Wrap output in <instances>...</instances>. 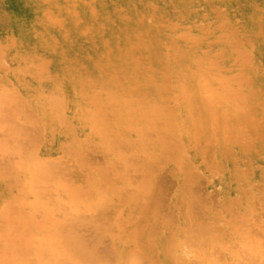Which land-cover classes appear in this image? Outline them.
<instances>
[{
  "label": "bare ground",
  "instance_id": "1",
  "mask_svg": "<svg viewBox=\"0 0 264 264\" xmlns=\"http://www.w3.org/2000/svg\"><path fill=\"white\" fill-rule=\"evenodd\" d=\"M208 1L213 6L200 9L198 0H0V129L5 133L4 140L0 142V147L6 149L11 146L12 148L13 145L17 144L16 147L13 146V151L20 157L18 161L10 160L6 165L3 166L4 162L2 164L3 167L0 169V203L9 199L17 200L16 196H25L26 192L23 191V185L27 181V172H29L30 183L28 186L25 185L29 190L28 192L31 194L45 193L49 196L50 203L46 204L48 207L44 205L46 208L43 211V217L49 216L52 222H55L52 216L56 217L54 214L59 212L62 213L63 219H61V215L57 218L66 221V223L61 221L60 224L56 222V231L51 233V236L42 239L44 228L29 227L27 220H23L20 226H27L28 230L30 228V232L26 230L28 234L23 232L25 233L24 240L26 234L28 235L27 239L23 242V235L20 237L18 234L19 239L15 238L18 242L13 246L9 245L13 240L9 243L11 238L10 240L7 239L9 241L6 249L9 250V253L11 249H14L11 252L13 256L8 255L5 257L6 259L0 257L1 264H109L105 256L106 248L102 250V246H100V250L98 247L103 243L104 238L102 237L105 234L110 235V232L112 234L116 232L115 229L113 230L115 227L119 228V235L114 236L113 234V241H111L114 242L112 243L113 247L110 246V243L109 248L110 250L115 249L116 245L125 247V251L123 250L121 253H116L113 250L116 255L118 254L117 264H202L199 262V254L196 255L199 259L198 262L185 259L182 254L186 252L181 254L182 247L179 246L180 250L175 248L176 242H172L174 244L172 250L170 249L173 247L172 245L169 248L167 245L168 249H165V244L168 243L158 244L160 245V254L167 251L166 254L172 257L168 262L167 260L164 262L166 257H162L161 261L159 259L155 261V257L153 259L149 253V250H152L151 247H155L150 246L154 244L152 242L154 239L150 241V237L157 232L154 224L152 225L154 221L150 220L151 215L155 216L153 215L155 212L151 214V206L144 202V198L148 196L150 191L152 193L154 190L153 188H151L152 190L149 189L152 185L147 180L141 183L138 189L142 193L139 192L133 200H130L131 203H129L127 210L122 211L123 208H121L119 210L122 212L119 215L114 212L110 214L111 217L108 215L113 210L110 211L109 209V212L104 211L100 214L101 218L97 216L101 220L96 221L98 218L89 219L82 214V211L90 210L96 205L106 207L109 199L106 200L102 195L100 198L98 196L99 201L96 200V202L86 199L83 196L84 193H78L76 190V186L83 182L80 180L78 185H74L77 180L74 181V184L73 182L72 184L66 182L64 178L65 175H69L68 167H65L61 161L54 162L53 158L52 161L51 155L46 154L55 149L64 151L68 142L72 141L75 133L81 129L89 131L90 134L100 140L107 141L111 145V150L122 152L127 147L124 139L131 137L135 130H140L143 134V141L141 143L131 141V144L127 141L128 146L143 152L159 150L162 163L165 158L171 157L170 161L175 159L179 169L181 168V178L186 190L188 176L193 175L196 168L203 171L205 167H210L215 173L216 171L220 173L224 166L229 167L236 164L234 159L236 155L260 156L263 154L264 122L261 124L257 116L264 112V0H225L228 5L234 1L237 2L238 7L236 9L235 6V10H244L245 17L238 22L237 26H233L234 31L229 30V33L218 32V35L212 38L202 34L212 22H208L209 18H212L216 13L214 5L217 0ZM217 13L220 15L222 12ZM242 16L244 15L242 14ZM225 21L227 27V20L221 19L220 24L223 26ZM208 31L210 32V30ZM253 37L262 45L259 51L251 53V50L249 51L244 47L245 43L242 42L251 41ZM239 39L242 40L243 48L251 53L248 58H244L245 55L242 56L237 51L239 56L236 57L241 56V60L244 62L249 61V58L252 60L246 67L247 69L244 68L245 70L240 66L244 62L242 64H238L241 62H234L236 57L235 54L233 55V46ZM148 57L153 61L149 63ZM221 57H224L225 61L228 62L226 65L223 64L224 59L221 60ZM232 72L236 73L232 74ZM227 100L231 101L233 108L229 106L230 103L228 104L229 101ZM244 100L252 103L251 105L254 107L244 109L242 106V103H245ZM138 118L142 121L140 127L135 125L139 122ZM262 120L264 121V118ZM148 130L155 132V138H151V132ZM49 136L51 139L48 150L41 152L42 141L45 140L44 143H46ZM69 147L67 146V148ZM129 149L127 148V150ZM117 151L116 153H118ZM190 158L194 160V163H189ZM84 162L91 164L94 159L86 155ZM157 162L153 159L147 163L145 161L141 168L154 169L160 164ZM249 163L251 164V162ZM236 168H234V172H237L235 171ZM121 170L123 169H119V171ZM244 170L248 171L247 168H243V172ZM82 171L85 172V170ZM106 171L105 178L109 173ZM160 172H162L161 169ZM197 176L200 180L198 177L194 178L197 179L195 182L202 181L201 176ZM232 176L230 185H235L236 190L238 187L244 193L242 179L236 177L235 174ZM243 176H245L244 173ZM192 177H196V173ZM113 178L115 177L113 176ZM149 179L151 178L149 177ZM159 180L164 193L168 194L169 188L166 191L165 181L167 182L169 179L164 180L160 177ZM244 180H246L245 177ZM62 181H65L64 184ZM106 181L109 182L110 179L107 178ZM153 185H155L154 182ZM168 186L172 185L168 184ZM129 188L133 189L130 186ZM57 189H60L61 192L64 190L67 197L65 195L63 197L67 199L69 206L71 204L73 207H78L75 209V215H69L66 200L63 201L54 196L61 193L57 192ZM53 190H56V194L52 193ZM114 190V187L110 188L113 194L116 191ZM201 192L205 191L202 190ZM201 192L199 196H201ZM130 193H133L132 190ZM188 194L190 198V193ZM153 197L155 198V196ZM125 199L129 198L126 197ZM125 199L123 202H128ZM187 200L184 199L183 202L185 203ZM204 200H200V202L203 203ZM147 201L150 202V199ZM155 202L158 203L156 200ZM206 202L208 205L211 201ZM26 203L28 204V202ZM238 203L240 202L238 201ZM10 205V210L14 211V214L16 213L14 219H23V214H20L22 206L20 208L17 204ZM191 205L194 204L191 203ZM171 209L172 211L175 210L173 206ZM236 210L234 209V211ZM93 212H96V209ZM205 212L206 210L203 213ZM230 215L229 221L232 216ZM160 216L162 215L160 214ZM202 216L204 215L202 214ZM207 216L203 221H197L199 229L196 226L197 229L195 230H199V235L203 233L204 235L207 234L210 239H216L217 242L213 246L214 252L207 255L216 258L215 253L223 254L222 252L235 245V242L233 243L231 240L236 239L237 236L226 237L227 231H217L218 224L216 227L213 224V228H211L212 223L209 222L211 227H208V221H205ZM263 216L257 215L254 218L252 215L249 217L236 215L232 218L230 221L231 231L243 230L247 235L243 234L242 240L250 239V243L245 244L249 248L242 255V260L239 261L238 259L236 262V259L233 260L230 257L235 263L226 260L229 262L228 264H264ZM157 219L159 218L157 217ZM193 220L192 222H194ZM148 221H151V227L149 229L142 228L144 222ZM89 222L96 226V236L93 235L95 237L93 241H88L90 238H87L88 236L85 238L84 234H80L82 229H78V227L80 228ZM164 223L167 222L164 221ZM236 226L239 230L235 228ZM17 227L21 231L19 225L14 228ZM177 228L175 225L174 229ZM17 232L18 230L15 234ZM177 233L176 235H179ZM89 234L91 235L92 231ZM203 234L201 235L203 236ZM40 235L42 236L40 237ZM109 237L111 238V236ZM108 239L104 240L106 242L104 244L107 245ZM157 242L159 241H155V243ZM210 249L212 250V247ZM185 250L188 251V248L186 247ZM101 254H105L104 257ZM239 254L241 253L239 252ZM111 256L110 259L113 258ZM142 256H147V258L144 259L143 257V260ZM209 257L208 262L211 261H209ZM114 258L117 259L116 256Z\"/></svg>",
  "mask_w": 264,
  "mask_h": 264
},
{
  "label": "rangeland",
  "instance_id": "2",
  "mask_svg": "<svg viewBox=\"0 0 264 264\" xmlns=\"http://www.w3.org/2000/svg\"><path fill=\"white\" fill-rule=\"evenodd\" d=\"M222 1V2H221ZM198 3H199V5L198 6H201V7H199L200 9H206V8H208V7H210V6H213V5H211L210 4V2L208 1V0H198ZM222 3V4H221ZM204 4H206L205 6H203ZM238 3L237 2H231V3H229V5L228 4H226L225 3V0H217V2L215 3V5H214V9H215V12L216 13H214V15L212 16V18L210 17L209 18V23H210V21H212L211 23H210V25H208L205 29H204V31H203V35L205 36V37H208V38H212V37H216L217 35H218V32L219 33H222V32H226V33H229L230 31L229 30H233L234 31V29H232L233 28V26L235 27V26H237V24H238V22L240 21V20H243L244 19V17H245V12H244V10H242V9H239V10H235V6H236V9H237V7H238V5H237ZM231 6V7H230ZM206 7V8H205ZM234 7V8H233ZM219 8H220V10H219ZM221 8H225L224 10L222 9V11H221ZM230 8H231V10H230ZM217 10H219V11H217ZM241 10H242V12H241ZM235 11V12H234ZM240 11V12H239ZM217 12H222V13H220V15H219V13H217ZM239 12V13H238ZM217 14V15H216ZM230 14V15H229ZM242 14L244 15V16H242ZM215 16V17H214ZM230 16V17H229ZM234 16H236V17H234ZM222 17V18H221ZM237 17L239 18L238 20H237ZM231 18V19H230ZM214 19V20H213ZM221 19H223V20H227V27H226V21L224 22V24H223V26H222V24H220V22H221ZM229 20V21H228ZM233 20H234V22H233ZM236 20V21H235ZM218 21V22H217ZM229 22H231L230 24H229ZM233 22V23H232ZM218 23V24H217ZM215 24V25H214ZM229 24V25H228ZM212 25V26H211ZM230 26H232V27H230ZM210 28V29H209ZM213 28V29H212ZM229 28V29H228ZM210 30V32L208 31V30ZM215 29V30H214ZM225 29V30H224ZM228 29V30H227ZM222 30V31H221ZM207 31V32H206ZM229 31V32H228ZM232 31V32H233ZM206 34V35H205ZM214 34H216V35H214ZM224 34V33H223ZM252 36H253V33H252ZM237 41V40H236ZM241 41L242 40H238L237 41V43H238V45H237V43H236V45L234 44V46H233V55L236 57V56H239V55H237V53L239 52V54L241 53L242 54V56L243 55H245L244 56V58H248L249 57V55L252 53V52H257V51H259V49L261 48V45H262V43H260V42H258L254 37H253V39L251 40V41H244V42H242L243 44L245 43V46L244 47H246L250 52H247L248 50L246 49V48H243V44L241 43ZM239 42H240V44H242V45H240L239 44ZM252 43V44H251ZM254 43V44H253ZM256 43V44H255ZM240 45V46H239ZM256 45V46H255ZM260 46V47H259ZM241 48V50H240V48ZM252 47V48H251ZM244 50V53H242L243 52V50ZM256 49V50H255ZM236 51V52H235ZM238 51V52H237ZM240 51H242V52H240ZM247 52V53H246ZM240 54V55H241ZM241 57V56H240ZM240 57H236L235 59L236 60H234V62L235 63H238V62H241V63H238V64H242L243 62H244V60H241L242 59V57L240 58ZM224 59V57H221V60H223ZM249 61H247V62H249V63H247V62H244V64H245V66L243 67V65H240V66H242V69H244V68H246L247 66H249L248 64H250L251 63V61L252 60H250V58L248 59ZM147 61L150 63V61H153V59H150V57H148V59H147ZM228 62L227 61H225V59L223 60V64H227ZM247 69V68H246ZM245 70V69H244ZM234 73H236V72H232V74H234ZM227 101H229V100H227ZM245 101V103H242V106L244 107V109H246V108H248V109H252L254 106H252L251 104L252 103H250L249 101H246V100H244ZM243 101V102H244ZM230 103V104H229ZM247 103V104H246ZM228 104H229V106L230 107H232V103H231V101H229L228 102ZM250 107H249V106ZM241 106V107H242ZM233 108V107H232ZM31 110V109H30ZM262 115V116H261ZM264 112L263 113H260L259 114V116H257V117H259V119H260V122H261V124L264 122L262 119L264 118ZM261 116V117H260ZM139 119V122L138 123H136L135 125H138L139 127L141 126V124H142V121H141V119L140 118H138ZM262 120V121H261ZM264 124V123H263ZM149 132H151V138L152 137H154L155 138V132L154 131H150V130H148ZM154 132V133H153ZM4 131L2 130L1 131V129H0V142L2 141V140H4L3 138H4ZM78 134H79V136H78ZM142 132H140V130H135L133 133H132V135H131V137H129L128 139H124L125 141H126V145H127V147H126V149H124V150H122V152H118L117 150H115V151H113V150H111L110 149V144L109 143H107V141H103V140H100V139H98V138H96L94 135H92V134H90V132L89 131H86V130H84L83 131V129H81V130H79L78 132H76L75 133V137H74V139L72 140V141H69L68 142V145H66L65 146V149H64V151H62V150H60V149H55V150H53V151H49L50 153L49 154H46V155H51V157L50 156H48V157H50V159L53 161V159H54V162H56V161H61L62 163H64L65 165V167H68V172H69V175H65V178L64 177H62V178H64V180H66V182L68 181L69 183H71L72 184V182H73V184L75 183L74 181H76V183L74 184V185H78L79 183H80V180H81V182H83L82 184H79L78 186H76L77 188H76V190L78 191V193L79 192H81L82 194H83V196L86 198V199H88V200H93V201H95L96 202V200H98L99 201V198H100V196L102 195L103 197H105L106 198V200L107 199H109L107 202V204H106V207H104V206H101L102 207V209H101V207H100V205H96V206H93L90 210H83L82 211V214L83 215H85L87 218H89V219H97L98 217L99 218H101V213L102 212H104V211H108L109 212V209H110V211L111 210H113V212L111 213V212H109V215L108 216H111L110 214H113L114 212H116V215H119L122 211H125V210H127V208H128V206H129V203H131L130 202V200H133L135 197H136V195L140 192V194L142 193L138 188L141 186V183H143L144 181H148L149 182V184L150 185H152L149 189L150 190H152L151 188H153L154 190H153V194L152 193H150L149 192V194H148V196H146L144 199V202L145 203H148L150 206H151V214H153L154 212V214L153 215H155V216H152L151 215V221L153 222L152 223V225L153 226H155L156 227V232L157 233H154V235L152 234L151 235V239H150V241H152L153 239L155 240V241H159V242H157V243H155V241L153 240L152 242L154 243V244H152V245H150V246H155V247H151V249L152 250H149V253L151 254V256L153 257V259H154V257H155V261L156 260H160L161 261V259H162V257H166V259H164V262L167 260V262L170 260V259H172V257H170V256H168L169 254H166L167 253V251H165V252H163L162 254H160L159 253V250H160V245H158V244H163L164 245V242L165 243H168V244H165V249H168L169 248V246L171 247V245L173 246L174 244L173 243H175L176 244V246H175V248H178L179 250L181 249L180 247H182V251L180 250V253L182 254V252H186L185 254H182V256H184L185 257V259H191V260H195L196 262H198V260H199V262H201L202 264H204L205 262L207 263L208 262V257L209 256H207L209 253H213L214 252V249H213V246L215 245V243L217 242L216 241V239L214 240V239H210L209 238V236L206 234V235H204L203 233H201V234H203V236L201 235H199L198 233V231L197 230H195V229H197L198 228V222L199 221H203L204 220V218H205V216H207L206 217V219H205V221L207 220L208 221V227H211V225H212V227L211 228H213V224H214V227H216V224H218L219 226V228L217 227L216 229H217V231L218 230H220V231H227V235H226V237H230V236H234V235H236L237 237H236V239H233V240H231V242H235V245L232 247V248H230V249H228V250H226L225 252H222L223 254H221V253H215V255L214 256H216V258H214V257H209V261L211 262V264H213V262H216V264H228L229 262H232V263H235L233 260H235L236 262L238 261V259H239V261L240 260H242V255L245 253V251L249 248V246H246L245 244L246 243H250V239H244V240H242V238L241 237H243L242 235L244 234V235H247V233L246 232H244L243 230H239V229H237V226L235 227L237 230H239V231H236L235 230V232H232L231 231V226H230V224H231V220H232V218H234L236 215H242L243 217H249L250 215H252V217H256L257 215L258 216H263L264 215V153L263 154H260V156L259 155H257V156H253V155H236V158H234L235 159V165H236V167H238V168H236L235 167V165L234 166H229V167H226V166H224V168H222V170H221V172L220 173H218L217 171H216V173H215V171L214 170H212V169H210V167H205V169L202 171L200 168H196L195 169V171H194V173H196V177H192V176H194V173L193 172H191L190 171V173H193V175L192 174H190L189 176H188V181H187V190L184 188V182H183V180H182V178H181V168L179 169V167H178V165H177V163H176V161H175V159H171V161H170V158L171 157H169V158H165V159H163L162 161H163V163H165L164 165H163V163L161 162V159H160V157H159V150H152V151H149V152H143V151H141V150H138V149H133V148H131V147H129L128 146V142H129V144H131V141H133L134 143H141L142 141H143V139H142ZM153 135V136H152ZM141 140H140V139ZM50 139H51V137L49 136L48 137V141L46 142V143H44V141L45 140H43L42 141V144H41V152L42 151H46L47 152V150H48V145H49V143H50ZM117 140H119L118 138H117ZM128 141V142H127ZM123 142V141H122ZM70 143V144H69ZM77 143H78V145H80L81 147H79L78 145H77ZM103 145H104V147H103ZM13 146H17V144H15V145H13ZM12 146V148H11V146L10 147H8V148H6V149H2L1 147H0V169H1V167H3L4 165H6L10 160H17L18 161V159L20 158L19 157V155H17V154H15L14 153V151H13V149H14V147ZM67 146H70L69 148H67ZM84 146H85V148H84ZM72 147H73V149H72ZM92 148V150L94 151H92L91 150V148ZM103 147V148H102ZM107 148H108V150H107ZM127 148L129 149V150H127ZM11 149V150H10ZM87 149V150H86ZM233 149H235V147H233ZM79 152V154L81 155V153H82V155L80 156L79 154H78V152ZM90 150H91V152H90ZM6 151V152H5ZM89 151V152H88ZM116 151L118 152V153H116ZM87 152V153H86ZM142 152V153H141ZM154 152V153H153ZM85 153V154H84ZM90 153V154H89ZM138 153H139V155H138ZM152 153V154H151ZM95 154V155H94ZM127 154V155H126ZM135 154V155H134ZM150 154V155H149ZM8 155H9V157H8ZM86 155L87 156H91L93 159H94V162H92L91 164L90 163H85L84 162V158L86 157ZM102 155V156H101ZM17 156V157H16ZM130 156V157H129ZM136 156V157H135ZM152 156V158H150ZM234 156V155H233ZM14 157V158H13ZM98 157V158H97ZM139 159H138V158ZM142 157V158H141ZM145 157V158H144ZM159 159H158V158ZM53 158V159H52ZM130 158V159H129ZM135 158V159H134ZM221 158V157H220ZM8 159V160H7ZM96 159H97V161H96ZM137 159V160H136ZM156 160V161H158L157 162V164L158 163H160V164H158L154 169H149V168H141V166L145 163V161H146V163L148 162V161H150V160ZM158 159V160H157ZM238 159V160H237ZM240 159V160H239ZM187 160H188V158H187ZM244 160V161H243ZM245 160H246V162H245ZM250 160V161H249ZM256 160H257V162H256ZM96 161V162H95ZM138 161V162H137ZM170 161V162H169ZM254 161V162H253ZM3 162H4V164H3ZM113 162V163H112ZM174 162V163H173ZM188 162V161H187ZM249 162H251V164L249 163ZM79 163V164H78ZM83 163V164H82ZM99 163H100V165H99ZM162 163V164H161ZM189 163L190 164H192V163H194V160L192 159V158H190V160H189ZM253 163V164H252ZM2 164H3V166H2ZM70 164V165H69ZM125 166H124V165ZM258 164V165H257ZM91 165H93V166H91ZM118 165V166H117ZM160 165V166H159ZM163 165V166H162ZM172 165V166H171ZM176 165V166H175ZM253 165V166H252ZM77 166H79V167H77ZM100 166V167H99ZM116 166V167H115ZM122 166H124V167H122ZM132 166V167H131ZM77 167V168H76ZM115 167V168H114ZM136 167V168H135ZM172 167H173V169H172ZM86 168V169H85ZM158 168H160L161 169V171L162 172H160V169H158ZM165 168V169H164ZM234 168H236L235 169V171H237V172H234ZM243 168H247V172L244 170V172H243ZM253 168V169H252ZM90 169V170H89ZM107 171H106V170ZM119 169H123V170H121V171H119ZM171 169V170H170ZM178 169V170H177ZM242 169V171H240ZM256 169V170H255ZM70 170V171H69ZM72 170V171H71ZM76 170H78V171H76ZM82 170H85V172L84 171H82ZM88 171V174H87V171ZM113 170V171H112ZM115 170H117V172H115ZM132 170V171H131ZM140 170H142L141 172H139ZM191 170V169H190ZM207 170V171H206ZM211 170V171H210ZM250 170V171H249ZM254 170V172H252ZM105 171L106 172H109L108 173V175H107V177L105 178V176H106V174L107 173H105ZM112 171V172H111ZM136 171H138V172H136ZM156 171V172H155ZM179 171V172H178ZM201 171V172H200ZM214 171V173L212 174V172ZM1 172V171H0ZM75 174H74V173ZM104 173V174H102V173ZM111 172V173H110ZM153 172H154V174H153ZM157 172H159V174H157ZM241 172H242V175L240 176V174H241ZM256 172V173H255ZM71 173V174H70ZM79 173V174H78ZM83 173H84V175L86 176V178H85V176L83 175ZM128 173V174H127ZM133 173V174H132ZM139 173H140V175H139ZM147 173V174H146ZM218 173V174H217ZM239 173V175H237ZM243 173H244V175L245 176H243ZM110 174V175H109ZM132 174V175H131ZM136 174V175H135ZM142 174V175H141ZM150 174H152L151 176H150ZM157 174V175H156ZM235 174V176L237 177H240L241 179H242V182H243V190H244V193H245V191H246V194L244 195V193H242V191H240L239 190V188L237 187V190H236V187H235V185H230V179L233 177L232 175H234ZM27 181H26V183L23 185L24 186V189H23V191L25 190V192H26V194H25V196H16L15 198L17 199V200H14V199H9L8 201H5L4 203H0V218L2 219H0L1 221H0V257L2 258L3 257V259H6L5 257H8V255L9 256H13L12 255V253L11 252H13L14 251V249H11V251H10V253H9V250H7L6 249V246L8 245V241L10 240V238H11V241H9V243L10 242H12V240H13V242L12 243H10L9 245H15V243L16 242H18L17 240H15V238H18L17 237V235L18 236H22L23 235V237H22V240H23V242H25V240L27 239V232H30V228H29V230H28V228H27V226H20V224H21V222L23 221V220H27V223H28V225H29V227H32V228H34V227H36V226H38V227H43L44 228V232L42 233V235H44V236H42V235H40V237L43 239H45L46 237H49V235L51 236V233H53V232H55L56 231V227H55V225H56V222H58L59 224L61 223V219H63V217H62V213H59V212H56L54 215L56 216V217H54V216H52V218H53V220L55 221V222H52V219L51 218H49V216H47V217H43L44 216V214H43V211H44V209L46 208V207H48L47 205H48V203H50L49 202V200H48V197L49 196H47V195H45V193L43 194V193H37V194H31V193H29L28 191V188H26L25 187V185L26 186H28V184L30 183L29 182V180H30V178H29V176H30V174H29V172H27ZM71 175V176H70ZM88 175V176H87ZM115 177V178H113V176ZM128 175V176H127ZM197 175H200L201 176V180L202 181H197V182H195V180H197V179H194V178H197L198 177V180H200L199 179V176H197ZM227 177H226V176ZM104 176V177H103ZM142 176V177H141ZM151 178V179H149V177ZM231 176V177H230ZM256 176V177H255ZM259 176V177H258ZM75 177V178H74ZM84 177V178H83ZM97 177V178H96ZM125 177V178H124ZM126 177H128V178H126ZM158 177V178H157ZM161 177V179H164V180H167V179H169V180H167V182H169V183H167L166 181H165V184H166V191H168L167 189L169 188V192H168V194L167 193H164V191H163V189H162V187L160 186V180H159V178ZM244 177H245V179L247 180H244ZM78 178V179H77ZM88 178V179H87ZM99 178V179H98ZM108 178V180L110 179V181L108 182V181H106V179ZM156 178V179H155ZM251 178V179H250ZM68 179V180H67ZM193 179H194V182H193ZM215 179V180H214ZM248 179H250V180H248ZM63 180V179H62ZM79 180V181H78ZM86 180H87V182H86ZM118 180V181H117ZM129 180H131L130 181V183H129ZM132 180H133V182H132ZM155 180V181H154ZM157 180V181H156ZM192 180V181H191ZM262 180V181H261ZM91 181V182H90ZM154 182V184L155 185H153V182ZM227 181V182H226ZM249 181V182H248ZM65 182V181H64ZM64 182L62 181V183L64 184ZM79 182V183H78ZM93 182V183H92ZM95 182V183H94ZM108 182V183H107ZM139 182V183H138ZM152 182V183H151ZM192 183V185H191V183ZM224 182V183H223ZM113 183V184H112ZM115 183V184H114ZM131 183H134V184H131ZM194 183V184H193ZM90 184V185H89ZM108 185L107 187H106V185ZM162 184V183H161ZM168 184H170V185H172V186H168ZM190 185V187H189V185ZM226 184V185H225ZM247 184V185H246ZM84 185V186H83ZM87 185V186H86ZM89 185V186H88ZM112 185V186H111ZM195 185V186H194ZM202 185V186H201ZM204 185V186H203ZM220 185V186H219ZM228 185V186H227ZM258 185V186H257ZM116 186H118V187H116ZM121 186V187H120ZM129 186L130 187H132L133 189H131V188H129ZM138 186V187H137ZM199 186H201V187H199ZM219 186V187H218ZM255 186V187H254ZM92 187V188H91ZM106 187V188H105ZM111 187H114L115 188V192H114V194L113 193H111V191H110V188ZM120 187V188H119ZM189 187V188H188ZM204 187V188H203ZM85 189V191H84V189ZM86 188H88V189H86ZM98 188H99V190H98ZM101 188V189H100ZM122 188V189H121ZM125 188V189H124ZM195 188V189H194ZM226 188V189H225ZM228 188V189H227ZM245 188V189H244ZM249 188V189H248ZM135 189V190H134ZM158 189V190H157ZM171 189V190H170ZM191 189V190H190ZM194 189V190H193ZM200 189V190H199ZM218 189V190H217ZM246 189H248V190H246ZM252 189V190H251ZM59 190V191H58ZM83 190V191H82ZM94 190V191H93ZM102 190V191H101ZM107 190V191H106ZM125 190V191H124ZM132 190V192L133 193H130L129 194V192ZM161 190V191H160ZM177 190H178V192H177ZM190 190V191H189ZM201 192L202 190L203 191H205V192H201V196H199L200 195V192ZM226 190H227V192H226ZM228 190H231V191H228ZM63 192H61L60 191V189H57V192H61L60 194H58L57 193V195H54L55 197H59L60 199H62L63 201L64 200H66L65 202H66V204H67V208H69L67 211L70 213L69 215H75V213H76V211H75V209H77L76 207H73L71 204H70V206H69V203H67V199L66 198H64L65 196H66V194H65V192H64V190H62ZM106 191V192H105ZM127 191V192H126ZM134 191H135V193H134ZM158 191V192H157ZM165 191V192H166ZM97 192V193H96ZM105 192V193H104ZM121 192V193H120ZM157 192V193H156ZM162 192V193H161ZM171 192V193H170ZM197 192V193H196ZM198 192H199V194H198ZM218 192V193H217ZM231 192V193H230ZM233 192V193H232ZM52 193H54V194H56V190H53L52 191ZM102 193V194H101ZM128 193V194H127ZM160 193V194H159ZM185 193V194H184ZM188 193H190V198H189V194ZM191 193H193V194H191ZM206 193H208V194H206ZM226 193V194H225ZM228 193V194H227ZM29 194V195H28ZM39 194V195H38ZM97 194H100V195H97ZM105 194H107V195H105ZM113 194V195H112ZM120 196H119V195ZM125 194V195H124ZM134 194V195H133ZM172 194H173V196H172ZM195 194V195H194ZM197 194V195H196ZM32 195V196H31ZM65 195V196H64ZM116 195H118V196H116ZM127 195V196H126ZM130 195V196H129ZM182 196V198H181V196ZM64 196V197H63ZM86 196H88V197H86ZM98 196H99V198H98ZM108 196V197H107ZM114 196V197H113ZM127 198H129V199H125L126 197ZM133 196V197H132ZM153 196H155V198L153 197ZM165 196V197H164ZM166 196H168V197H166ZM205 196V197H204ZM223 196V197H222ZM245 196H246V198H245ZM40 197V198H39ZM43 197V198H42ZM67 197V196H66ZM116 197V198H115ZM164 197V198H163ZM193 197V198H192ZM221 197V198H220ZM227 197V198H226ZM239 197V198H238ZM18 198H20V199H18ZM120 200H119V199ZM125 199V201H128V202H123L124 200L123 199ZM163 198V199H162ZM166 198V199H165ZM168 198V199H167ZM171 198V199H170ZM173 198V199H172ZM204 198H205V200H204ZM211 198V199H210ZM215 198V199H214ZM232 198V199H231ZM236 198V200H234ZM237 198L239 199L238 201L240 202V203H238V201H237ZM245 198V199H244ZM114 199V200H113ZM122 199V200H121ZM148 199H150V202H146V200H148ZM158 202V203H156L155 202V200ZM159 199V200H158ZM180 199H182L181 201H180ZM184 199L185 200H187V201H190L191 199H192V201H190V202H187V201H185V203L183 202L184 201ZM194 199V200H193ZM208 199H210V200H208ZM224 199V200H223ZM232 201H231V200ZM24 200H26V201H24ZM165 200V201H164ZM166 200H168V201H166ZM171 200V201H170ZM179 200V201H178ZM197 200H199L198 201V203L200 202V200L202 201V200H204L203 201V203L202 202H200V205L197 203ZM234 200V201H233ZM97 201V202H98ZM120 201V204H118V202ZM121 201H122V204H121ZM206 201H208V205H207V202ZM216 201V202H215ZM243 201H245V202H243ZM26 202H28V204L26 203ZM32 202V203H31ZM44 202H45V204H44ZM117 202V203H116ZM153 202H154V204H153ZM161 202V203H160ZM179 202V203H178ZM205 202H206V206H205ZM214 202H215V204H214ZM41 203V204H40ZM125 203V204H124ZM156 203V204H155ZM186 203H189V204H186ZM191 203H193L194 205H191ZM203 205H202V204ZM10 204H12V205H15V204H17V205H19V207L21 208V206H22V208H21V215L23 214V216H22V218L23 219H14L15 217H16V213L14 214V211H12V210H10V208H11V205ZM36 204H38L37 206H36ZM40 204V205H39ZM47 204V205H46ZM113 204H116V205H113ZM166 204V205H165ZM185 204H186V206H185ZM213 204V206H211ZM240 204V205H239ZM10 205V206H9ZM44 205L46 206V207H44ZM110 205V206H109ZM113 205V206H112ZM125 205V206H124ZM159 205V206H158ZM164 206V208L167 210H165L164 208H163V206ZM167 205H168V207H167ZM214 205H215V208H214ZM119 206V207H118ZM122 206V207H121ZM160 206H162V207H160ZM172 206H173V208H175V210H173L172 211ZM191 206H192V208H191ZM202 206H205V207H202ZM232 206V207H231ZM10 207V208H9ZM36 207V208H35ZM72 207V208H71ZM153 207H154V209H153ZM156 207V208H155ZM185 207H187V208H185ZM190 207V208H189ZM199 207H201V208H199ZM207 207V208H206ZM209 207V208H208ZM263 207V208H262ZM71 208V209H70ZM97 208H99V209H97ZM113 208V209H112ZM114 208H116V209H114ZM121 208H123V209H121ZM163 208V209H162ZM182 208V209H181ZM211 208H213V209H211ZM236 210V211H234V209ZM257 208H259V209H257ZM94 209V210H93ZM95 209H96V212H93V211H95ZM107 209V210H106ZM119 209H121L122 211H120ZM157 209V210H156ZM187 209H189V211H186ZM197 209V210H196ZM216 211H215V210ZM231 209H233L232 211H231ZM3 210V211H2ZM99 210V211H98ZM103 210V211H102ZM116 210V211H115ZM153 210V211H152ZM198 210H200V211H198ZM202 210V211H201ZM204 210H206V212L205 213H203L204 212ZM211 210V211H210ZM253 210H254V212H253ZM2 211V212H1ZM40 211V213H38ZM80 211V210H79ZM98 211V212H97ZM190 211H191V213H190ZM196 211H197V213H196ZM209 211V212H208ZM234 211V212H233ZM6 212V213H5ZM8 212V213H7ZM34 212V213H33ZM86 212V213H85ZM88 212H91V213H88ZM93 212V213H92ZM157 212V213H156ZM213 212V213H212ZM215 212V213H214ZM233 212V213H232ZM5 213V214H4ZM33 213V214H32ZM37 213V214H36ZM118 213V214H117ZM196 213V215H194ZM237 213V214H236ZM255 213V214H254ZM57 214V215H56ZM157 214V215H156ZM160 214L163 216H160ZM177 214V215H176ZM187 214H188V216H187ZM191 214V215H190ZM202 214L204 215V216H202ZM232 216H231V215ZM235 214V215H234ZM250 214V215H249ZM254 214V215H253ZM260 214V215H259ZM13 215H14V217H13ZM59 215H61V219L59 220L58 218H57V216H59ZM92 215H94V216H92ZM167 215H168V217H167ZM170 215V216H169ZM191 217H190V216ZM194 215V216H193ZM219 215V216H218ZM229 215L231 216V220L229 221V219H228V217H229ZM244 215H246V216H244ZM98 216V217H97ZM197 216V217H196ZM202 216V217H201ZM35 217V218H34ZM112 217V216H111ZM114 217V216H113ZM117 217V216H116ZM157 217L160 219H157ZM164 217H167V218H164ZM171 217V218H170ZM195 217V218H194ZM200 217H201V219H200ZM211 217V218H210ZM224 219H223V218ZM251 217V218H252ZM264 217V216H263ZM7 219V220H4V219ZM10 218V219H9ZM56 218V219H55ZM97 219L96 221H100L101 219ZM115 218V217H114ZM156 218V219H155ZM173 219V220H170V219ZM187 218H189L188 220H187ZM209 218V219H208ZM35 219V220H34ZM49 219V220H48ZM50 219H51V221H50ZM155 219V220H154ZM165 222H167L166 224L164 223V221ZM166 219H168V220H166ZM194 219V220H193ZM198 219V220H197ZM217 219H218V221H217ZM34 220V221H33ZM37 220V221H36ZM192 220L194 221V222H192ZM5 221V222H4ZM16 221V222H15ZM38 221H40V222H38ZM48 221V222H47ZM151 221H148V222H144V224H143V227L142 228H144V229H149V227H151ZM159 221V222H158ZM174 221V222H173ZM191 221V222H190ZM196 221V222H195ZM198 221V222H197ZM2 222V223H1ZM7 222V223H6ZM66 223V221H62V223ZM161 222V223H160ZM173 222V223H172ZM179 222V223H178ZM209 222H210V224H209ZM4 223V224H3ZM6 223V224H5ZM13 223H14V225H13ZM41 223V224H40ZM45 223V224H44ZM147 223V224H146ZM159 223V224H158ZM169 223H172V224H169ZM4 226H3V225ZM17 224V225H16ZM43 224V225H42ZM150 224V225H149ZM174 224V225H173ZM190 224V225H189ZM194 224V225H193ZM19 225V227L21 228V231H19V228L17 227V228H14V227H16V226H18ZM91 225V226H90ZM159 226V227H157V226ZM171 225H173V226H171ZM175 225H176V228L178 227H180L179 229L177 228V229H174L175 228ZM193 225V226H192ZM222 225V226H221ZM14 226V227H13ZM85 226V227H84ZM87 226H89V227H87ZM93 226V227H92ZM95 225L93 224V223H91V222H89V223H87L86 225H82V227H78V229H82V231H80L81 233V235H83L84 234V237L86 238V236H88L87 238H90L88 241H90V240H94L95 239V237L94 236H96L95 234H96V226L94 227ZM160 226H161V228H160ZM163 226V227H162ZM170 226V227H169ZM184 226H186L185 228H183ZM191 226V227H190ZM195 226V227H194ZM196 226H197V228H196ZM221 226V227H220ZM3 227H5V228H3ZM53 227H55V228H53ZM168 227H169V231H168ZM192 229H190V228ZM193 227V228H192ZM183 228V229H182ZM222 228V229H221ZM10 229H11V231H10ZM18 230V232L15 234V232H16V230ZM90 229V230H89ZM115 229V230H114ZM118 229V230H117ZM161 229V230H160ZM173 231H172V230ZM199 229V228H198ZM6 230V231H5ZM26 230H28L27 232H26ZM113 230L114 231H116V232H113V234H114V236H116L117 234L119 235V233H118V231H119V228L118 227H115V228H113ZM159 230V231H158ZM178 230V231H177ZM1 231H2V233H1ZM9 231H10V233H9ZM13 231H15L14 233H13ZM88 231H92V234L90 235L89 233L90 232H88ZM148 231V230H147ZM146 231V232H147ZM180 231V232H179ZM187 231V232H186ZM195 232V233H197L198 235H196L195 233H192V232ZM23 232H25V233H27L26 234V239L24 240V236H25V233H23ZM159 232H161L162 234H163V236H162V234H160ZM177 234H179V235H176V233ZM184 232V234H182ZM7 233H9V234H7ZM94 233V234H93ZM111 234L109 235V234H105V236L104 237H102V238H104L103 239V245L101 244V245H99V249L101 250V247L100 246H102V250L104 249V248H106V257H107V259H108V262H109V264H113L114 262H116V263H114V264H117V262H118V254L116 255V253H121L123 250L125 251V247L124 246H120V245H116L115 246V249L113 248V249H111L110 250V248H109V244H110V246L111 247H113L112 246V243H114V242H111V241H113V239H112V237H113V234H112V232H110ZM116 233V234H115ZM158 233H159V235H158ZM15 234V235H14ZM86 234H89V235H86ZM190 234V235H189ZM192 234V235H191ZM94 235V236H93ZM156 235V236H155ZM166 235V236H165ZM169 235H173V236H169ZM174 235H176L175 237H174ZM183 235V236H182ZM186 237H185V236ZM4 236H5V238H4ZM15 236V237H14ZM109 236H111V238L109 237ZM192 238H191V237ZM195 236H196V238H195ZM130 237V236H129ZM164 237H166V238H164ZM169 237H170V239H169ZM184 238V240H183V238ZM193 237H194V239H193ZM208 237V238H207ZM14 238V239H13ZM29 238V237H28ZM91 238H93V239H91ZM106 238H109L108 239V243H107V245L106 244H104V243H106V242H104V240L106 239ZM130 238H135V237H133V236H131ZM146 238V237H145ZM163 238V239H162ZM174 238V239H173ZM179 238V239H178ZM5 239V240H4ZM7 239H9V240H7ZM19 239V238H18ZM165 239V240H164ZM182 239V240H181ZM14 240H15V242H14ZM148 240H149V237H148ZM214 240V241H213ZM217 240H218V238H217ZM237 240H238V243H237ZM241 240V241H240ZM248 240V241H247ZM162 241V242H161ZM185 241H186V243H185ZM218 241H220V240H218ZM242 241H245V242H242ZM134 242V241H133ZM173 242V243H172ZM185 244H184V243ZM201 242V243H200ZM5 243H7L6 245H5ZM169 243H170V245H169ZM188 248V251H191L190 253L188 252V251H186L185 249H186V247L183 245V244ZM210 243V244H209ZM4 244V245H3ZM157 246H156V245ZM177 244H179V245H177ZM238 244V245H237ZM167 245H168V248H167ZM202 245H205V246H202ZM243 245V246H242ZM5 246V247H4ZM104 246V247H103ZM180 246V247H179ZM183 246H184V249H183ZM236 246V247H235ZM16 247V246H15ZM15 247H13V248H15ZM212 247V250L210 249ZM240 247V248H239ZM157 248V249H156ZM174 248V246L173 247H171L170 249L172 250ZM209 248V249H208ZM108 249H109V251H108ZM154 249V250H153ZM208 249V250H207ZM4 250H5V252H4ZM113 250H115V252H113ZM185 250V251H184ZM206 250V251H205ZM241 250V251H240ZM108 251V252H107ZM110 251H111V253H110ZM151 251V252H150ZM154 251V252H153ZM211 251V252H210ZM229 251V252H228ZM103 252V251H102ZM105 252V251H104ZM103 252V253H104ZM154 254H153V253ZM202 252H203V255H202ZM240 252L241 254H239L238 255V253ZM4 253V254H3ZM109 253V254H108ZM144 252H142V255H144L143 254ZM189 253V254H188ZM224 253H225V256H223L224 255ZM113 255V256H111V255ZM153 254V255H152ZM157 254V255H156ZM187 254V255H186ZM191 254V255H190ZM199 254V255H198ZM206 254V256H204ZM3 255V256H2ZM101 255H103V254H101ZM104 255H103V257H104ZM162 255V256H161ZM190 255V256H189ZM196 255H198V256H200L199 257V259H198V256H196ZM202 255V256H201ZM211 255V254H210ZM217 255H218V257H217ZM227 255V256H226ZM108 256H109V258H108ZM110 256L111 257H113V258H111L110 259ZM114 256H116L117 257V259L116 258H114ZM158 256H160V257H158ZM186 256H187V258H186ZM220 256V257H219ZM236 256V257H235ZM105 257V258H106ZM143 257H144V259H146L147 258V256H142V259H143ZM158 257V258H157ZM183 257V258H184ZM204 257H206V258H204ZM233 258V260L231 259V258ZM169 258V259H168ZM194 258V259H193ZM195 258H197V259H195ZM212 258L214 259L213 261H212ZM229 258V259H228ZM143 259V260H144ZM220 259H221V261H220ZM231 259V260H230ZM116 260V261H115ZM203 260H204V262H203ZM207 260V261H206ZM219 260V261H218ZM223 260V261H222ZM229 261V262H227V261ZM166 262V263H167ZM210 262H208L207 264H209ZM223 262V263H222ZM224 262H227V263H224ZM1 264V263H0Z\"/></svg>",
  "mask_w": 264,
  "mask_h": 264
}]
</instances>
